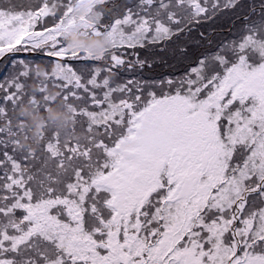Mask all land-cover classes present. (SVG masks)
<instances>
[{
	"label": "snow or ice",
	"instance_id": "obj_1",
	"mask_svg": "<svg viewBox=\"0 0 264 264\" xmlns=\"http://www.w3.org/2000/svg\"><path fill=\"white\" fill-rule=\"evenodd\" d=\"M80 3L0 0V264H264V0Z\"/></svg>",
	"mask_w": 264,
	"mask_h": 264
},
{
	"label": "clouds",
	"instance_id": "obj_2",
	"mask_svg": "<svg viewBox=\"0 0 264 264\" xmlns=\"http://www.w3.org/2000/svg\"><path fill=\"white\" fill-rule=\"evenodd\" d=\"M109 44V40L103 36H82L80 33L72 30L69 34L68 46L77 47L87 50L89 53L98 54L102 52ZM49 114L57 121L58 126L62 127L66 122H69L71 117L66 111H62L58 108H52L49 110ZM35 127L33 128V134L37 129L42 126L41 121H35ZM27 143V141H25ZM34 146V145H33Z\"/></svg>",
	"mask_w": 264,
	"mask_h": 264
},
{
	"label": "trees",
	"instance_id": "obj_3",
	"mask_svg": "<svg viewBox=\"0 0 264 264\" xmlns=\"http://www.w3.org/2000/svg\"><path fill=\"white\" fill-rule=\"evenodd\" d=\"M77 10H78V12H81V13H90V12H92V9H91L90 6H89L88 0H81V3L78 5V9H77ZM67 32H68V30H67ZM78 33H80L82 36H93V35H89V34H87V33H82V31H81V32L78 31ZM69 34H70V33H65V39H66L67 43H68V39H69ZM98 54H99V53H98ZM36 71H37V73H39L41 76H43V68H42V67H37ZM37 86H38V85H36V87H37ZM66 112H67V111H66ZM67 113H68V112H67ZM68 114H69V113H68ZM21 116L24 117V119L21 121L22 124H23V125H26V126H28V127L31 128V132H32L33 137H37V136H38L39 131H40L41 127L43 126L45 120H47L48 123H49V125H50V116H49V114L44 113V114L40 115L39 117H37V118L35 119V121H41V122H42V126H40V127L37 129V131L35 132V134H33V128L35 127V123H34L35 121H32L31 118H26V117H25L24 115H22V114H21Z\"/></svg>",
	"mask_w": 264,
	"mask_h": 264
},
{
	"label": "rangeland",
	"instance_id": "obj_4",
	"mask_svg": "<svg viewBox=\"0 0 264 264\" xmlns=\"http://www.w3.org/2000/svg\"><path fill=\"white\" fill-rule=\"evenodd\" d=\"M72 30H75L76 32H81V30L78 28V27H72L70 29H68V32L66 33H70ZM82 33H86V32H83ZM34 87H36V85H33ZM52 108H58L62 111H65L60 104H56V105H52L48 108V111L46 112L47 114H49V110L52 109ZM19 112V115H24L26 118H31L32 121H35V119L37 117H39L40 115L44 114V113H41L40 111L36 110L34 108V106L28 104V103H25L23 105H21L20 109L18 110ZM50 116V125L51 126H56V127H60L58 126L57 124V121L49 114ZM22 124V122H21Z\"/></svg>",
	"mask_w": 264,
	"mask_h": 264
}]
</instances>
